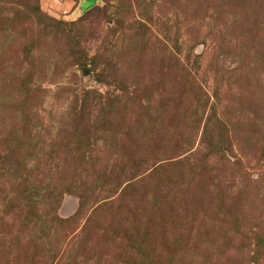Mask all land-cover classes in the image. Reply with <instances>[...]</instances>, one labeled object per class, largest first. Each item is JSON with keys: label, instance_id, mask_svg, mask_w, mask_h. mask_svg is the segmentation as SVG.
Returning a JSON list of instances; mask_svg holds the SVG:
<instances>
[{"label": "rangeland", "instance_id": "rangeland-1", "mask_svg": "<svg viewBox=\"0 0 264 264\" xmlns=\"http://www.w3.org/2000/svg\"><path fill=\"white\" fill-rule=\"evenodd\" d=\"M0 264H264V0H0Z\"/></svg>", "mask_w": 264, "mask_h": 264}]
</instances>
